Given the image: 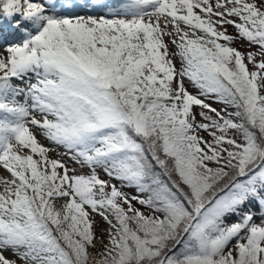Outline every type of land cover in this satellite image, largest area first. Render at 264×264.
Here are the masks:
<instances>
[{"label":"snow or ice","instance_id":"snow-or-ice-1","mask_svg":"<svg viewBox=\"0 0 264 264\" xmlns=\"http://www.w3.org/2000/svg\"><path fill=\"white\" fill-rule=\"evenodd\" d=\"M0 16V264H264V0Z\"/></svg>","mask_w":264,"mask_h":264},{"label":"rangeland","instance_id":"rangeland-1","mask_svg":"<svg viewBox=\"0 0 264 264\" xmlns=\"http://www.w3.org/2000/svg\"><path fill=\"white\" fill-rule=\"evenodd\" d=\"M61 14H65V13H61ZM67 14H71V15H85V12L84 11L83 12L78 11V12H75V13H67ZM92 15H99V12L98 13H92ZM228 33L229 34H234V29L229 28L228 29ZM233 46L236 47V48H238L242 53H245V52L249 51L248 46L246 44L242 43V42H239V41H237ZM253 51H254V49H253ZM190 91H192L193 93H195V90L194 89H191L190 88ZM20 99L22 100L23 97H20ZM213 107H216L217 109H219L220 108V105L213 104ZM195 111L196 112H199V109L196 108ZM204 135H205V139H207L208 138L207 135L206 134H204ZM40 142L42 144L46 145V146L48 145V142L46 140H44V139H41ZM55 155H56L55 152L50 153V156H52L53 158L55 157ZM64 159L71 166V162L68 161V158L67 157H64ZM101 178H106V177H104L103 173H101ZM126 191H129L130 194H135L134 190L126 189ZM137 206L139 207V205H137ZM233 219H235V218H233ZM106 228H107V225L102 222V220H101V218L99 216H97L96 217V236L99 238L101 236V234L106 230Z\"/></svg>","mask_w":264,"mask_h":264},{"label":"bare ground","instance_id":"bare-ground-1","mask_svg":"<svg viewBox=\"0 0 264 264\" xmlns=\"http://www.w3.org/2000/svg\"><path fill=\"white\" fill-rule=\"evenodd\" d=\"M76 11H78V10H76V9H74V10H72L71 12H76ZM93 11H96V12H98L97 10H95V9H93Z\"/></svg>","mask_w":264,"mask_h":264}]
</instances>
